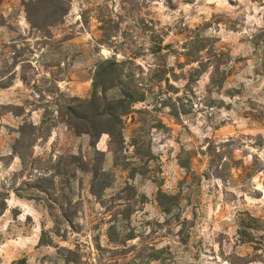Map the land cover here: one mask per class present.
Wrapping results in <instances>:
<instances>
[{"label": "rangeland", "instance_id": "rangeland-1", "mask_svg": "<svg viewBox=\"0 0 264 264\" xmlns=\"http://www.w3.org/2000/svg\"><path fill=\"white\" fill-rule=\"evenodd\" d=\"M27 1L0 5V202H6L0 215V264L23 258L26 264H74L79 258V264H100L116 246L107 237L111 214L128 202L129 218L120 222L136 238L127 246L165 248L159 261L151 260L148 250L139 264H264V232L251 229V243L238 233L240 219L250 225L255 223L251 217L264 220V53L259 45L264 0H71L65 17L51 29L61 42L43 49L36 34L28 43L21 40L19 51L32 55L38 70L18 66L10 76L8 44L30 29ZM159 35L172 45L163 56L150 50ZM197 36L223 54L218 59L227 69L223 85L211 91V69L197 77L192 71L197 64H184L181 55L183 44ZM114 55L135 57L144 86L154 90L124 118L122 148L110 146L107 134L96 145L105 153L109 211L92 193L91 174L75 168L74 156L93 161L88 135L77 136L57 120L29 137L27 131L30 146L16 141L22 124L41 125L44 110L38 106L55 110L57 100L64 102L57 91L50 92L53 78L66 95L89 98L96 64ZM163 64L176 88L169 94L153 86L157 73L150 69ZM7 83L11 86L3 87ZM169 97L178 116L164 105ZM56 116L47 114V119ZM160 191L179 195L175 214L188 220L186 243H180L178 227L159 226L167 218ZM42 236L47 243H40Z\"/></svg>", "mask_w": 264, "mask_h": 264}, {"label": "trees", "instance_id": "trees-1", "mask_svg": "<svg viewBox=\"0 0 264 264\" xmlns=\"http://www.w3.org/2000/svg\"><path fill=\"white\" fill-rule=\"evenodd\" d=\"M70 2L71 0H29L25 2L26 20L30 29L27 36L19 34L10 44H8L12 49V62L9 64V69L11 70L8 69L6 72L9 73L10 76L14 75L18 66L23 68L26 65L33 71H35V69L38 70L36 65L33 66V56H28L29 58L25 57L26 52L19 51L18 44L21 40L28 43L27 40L30 35L36 34L38 41L37 44H41L40 47L43 49L48 47L54 48L55 43L61 42L54 40V35L51 29L60 23L65 17L68 12V3ZM2 3L3 0H0V5ZM259 38V45H261L264 53V33L261 34ZM206 41V38H200L199 36L190 39V41L183 44V52H181V55L185 58L184 64H197L196 67L192 66V71L197 77L211 69L210 82L207 86L211 91L213 85H217L218 87L223 85L228 73L226 68L221 67L220 60L218 59L223 54L215 49L214 46H208ZM153 45L154 46H152L150 50L152 54L158 56H163L165 50L172 49L171 44H164V39L160 35L158 36L157 42ZM28 46L29 48L27 49L32 53L33 48H30L31 44H28ZM135 59V57L131 56L124 60H118L116 55H114L111 58L99 60L96 64L93 77L92 94L89 98L85 99L68 96L61 92L56 85L58 79L53 78L55 84L52 89H50V92L57 91V95H59L60 99H63L64 102L57 100L55 110H50L51 108L49 105L47 107L38 106L44 110L41 125L22 124L19 130L20 138L16 141L17 146H30L31 142L27 143V140L25 141L27 131H29V137L44 127L49 125L53 126L54 121L56 122L57 120L73 129L77 136L88 135L91 139V146L94 148L93 163L77 155L74 156L75 168L79 171L91 174L92 193L103 207H107L104 194L111 184L106 181L107 173L102 166V161L105 159V153L97 149L96 145L102 135L107 134L110 139V146L115 145L118 149L122 148L125 143L123 135L124 118L133 112L135 104L146 101L148 93L154 90L153 87L146 88L144 86V72H136V68H141V66L136 64ZM36 61L38 62V60ZM55 65L60 66V62ZM150 71L157 73L153 86H159L160 90L164 91L166 94L170 93V89H176L170 84V77L168 75L170 68L167 64H163L157 69H150ZM49 74L53 76L51 71H49ZM6 76L7 75H4L3 77ZM21 80L24 84H28V78L26 76H21ZM11 83L4 84L3 87L11 86ZM111 91H115L116 94L110 95ZM172 99V97L167 98V100L164 101V105L171 110L174 116H178L179 111L177 110L176 104L172 103ZM18 108L22 110L21 106H18ZM54 113L57 114L55 118L47 119V114ZM36 139H38V137L32 141V144ZM15 155L20 156L22 161H24L23 156L19 152L16 151ZM230 161H234L232 155ZM182 166L188 169L186 164H182ZM129 188H131V186ZM178 196L179 195H167L160 191L158 201L162 205L163 212L166 214L167 218L163 223H159V226L162 228L165 227L169 231H173L175 227H178L179 230L177 234L180 238L179 241L180 243H186L183 226L188 220L182 218L180 214H175ZM164 199L173 203H166ZM108 207L107 209L111 211V208ZM5 209L6 202L5 199H3L2 202H0V215ZM130 209L131 204L128 202L122 208H116L114 212H112V216L108 221L107 237L109 243L115 244L116 246L110 250L111 254L106 259L100 258V264H139L144 261L148 250L152 251V254H147L150 256L151 260L159 261L161 259V254L165 250L164 247L157 248L152 246L150 248L144 244L140 247L135 245L127 246V242L135 239L136 236L134 233L125 230V226L123 224L121 225L120 221L129 218L128 214L130 213ZM125 211H127V215L124 216V218H119ZM62 218L66 223L71 224L70 218L65 215H62ZM56 219H58V217H56ZM251 219L255 221L252 225H250L244 218L239 221L238 233L243 237L242 242L245 243H251L253 241L249 238V236H251V229L264 232V220L254 217H251ZM40 243H47L44 242L43 236ZM96 248L100 252L103 251L99 242H96ZM68 251L74 255L76 254L72 250ZM130 253L133 256H129ZM71 261L72 260H69V264ZM80 261L79 258L74 260L73 263L79 264ZM17 264H26V259L23 258L19 260Z\"/></svg>", "mask_w": 264, "mask_h": 264}]
</instances>
